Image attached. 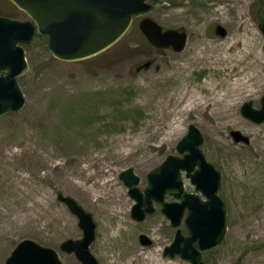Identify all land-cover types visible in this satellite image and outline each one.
Masks as SVG:
<instances>
[{"label": "rangeland", "instance_id": "obj_1", "mask_svg": "<svg viewBox=\"0 0 264 264\" xmlns=\"http://www.w3.org/2000/svg\"><path fill=\"white\" fill-rule=\"evenodd\" d=\"M5 2L0 0V9L13 11H5L7 16L28 19ZM144 16L163 30L183 32L184 48L175 52L150 45L138 27ZM263 17L264 0H158L119 41L92 58L65 62L48 49L25 46L28 68L18 78L25 105L0 116V264L23 239L54 249L62 264H81L74 253L60 250L65 240L81 239L83 231L59 195L90 213L95 229L89 250L98 264H142L145 255L162 264H191L163 256L175 229L161 205L140 223L131 218L134 201L119 178L131 168L144 190L149 171L168 155L182 156L176 145L190 125L203 137L200 149L206 160L221 173L219 195L226 205L224 242L202 253V260L264 264V123L254 124L240 113L244 102L260 108L264 63L249 82L253 91L233 96L227 114H220L212 100L231 90L249 63L215 61L228 43L235 46L227 54H236L251 40L264 57ZM217 26L226 31L223 36L215 33ZM206 46L209 53L194 61L196 51ZM182 87L184 95L202 104L182 111L187 100H178ZM172 123L177 129L169 134ZM235 130L249 144L236 143L230 134ZM107 179L112 180L110 189L102 191H117L119 210L98 193L99 182ZM183 181L187 192H195L188 178ZM77 182L95 188L86 196ZM140 234L151 245H142Z\"/></svg>", "mask_w": 264, "mask_h": 264}, {"label": "water", "instance_id": "obj_2", "mask_svg": "<svg viewBox=\"0 0 264 264\" xmlns=\"http://www.w3.org/2000/svg\"><path fill=\"white\" fill-rule=\"evenodd\" d=\"M23 11L29 20L21 21L0 16V116L18 112L25 104L17 78L27 69L25 51L35 33L47 40L52 57L65 62H75L93 57L115 43L129 28L133 16L146 12L147 0H7ZM152 2L156 0H150ZM143 35L157 48L181 51L186 35L173 29L162 28L150 18L139 25ZM264 36V21L260 25ZM225 34L221 27L216 28ZM264 49V45H263ZM260 109L251 102L241 106V115L255 124L264 122V94ZM231 136L236 143L249 144V139L238 131ZM203 138L199 130L190 125L186 135L177 143L182 156L168 155L146 175L144 190L138 187L139 177L128 168L119 178L128 188L134 201L130 215L135 222H142L161 205L162 214L175 229L171 243L163 256L180 257L191 264H205L202 253L219 247L226 236V205L219 195L221 173L209 163L200 146ZM183 175L188 178L195 192H186ZM171 195L175 200L168 202ZM58 199L78 218L83 231L81 239L65 240L60 250L74 253L81 264H98L89 246L94 239L95 223L75 200L59 195ZM183 225L186 234L181 230ZM142 245H151V239L140 234ZM5 264H62L58 253L36 242L23 239L11 251Z\"/></svg>", "mask_w": 264, "mask_h": 264}, {"label": "bare ground", "instance_id": "obj_3", "mask_svg": "<svg viewBox=\"0 0 264 264\" xmlns=\"http://www.w3.org/2000/svg\"><path fill=\"white\" fill-rule=\"evenodd\" d=\"M234 46H235V42L228 43L227 48L223 50V54L216 57L215 61L221 62L222 64L229 63L232 64V66H235L237 64L245 65L247 61H249V63L243 70H241V73H239L240 78H237L232 82L231 90L223 94L217 93L212 98V100L215 103L219 104L220 107L218 108V112L223 115L227 114L229 107L232 106L234 102L233 96H236L238 92H242L243 90H246L248 92L253 91V86L250 85L249 82L252 80L251 78H255L258 76L257 71L255 70L259 68L261 63H264V57L256 52V47L253 41L245 40L243 44V48L240 49L238 53L227 54V52L231 50L232 47ZM209 51H210L209 46H206L203 50L196 51L195 55L193 56V60L199 61L202 57L205 56V53H209ZM186 91H187L186 88L182 87L181 89H179L177 95L179 101L183 100L184 98H187L186 105L183 107L182 111L196 108L197 105L202 104V101H199V99H197L195 96H189L188 94L187 96L184 95ZM173 123H177L178 125L179 122L175 121ZM173 123L171 124L170 130L168 132L169 134L174 133L177 129V125L173 126ZM110 183H112V180L110 179L100 181L99 182L100 189L98 193L102 195V197H104L105 200H110L111 205L115 207L116 210H119L118 208L120 207V204L117 201V191L108 190L107 193L102 191L103 189H110L109 188ZM76 185L84 191L86 196L88 194H91L92 193L91 190L95 188L94 186H89L88 188L83 187V185L80 182H77ZM104 204L108 205L107 203ZM142 264H162V263H160L155 257H150V255H145L143 256Z\"/></svg>", "mask_w": 264, "mask_h": 264}, {"label": "trees", "instance_id": "obj_4", "mask_svg": "<svg viewBox=\"0 0 264 264\" xmlns=\"http://www.w3.org/2000/svg\"><path fill=\"white\" fill-rule=\"evenodd\" d=\"M6 4H10L9 2H5ZM11 5V4H10ZM13 6V5H11ZM5 11L6 12H13V11H10L9 9H0V15H4V16H7V14H5ZM262 20V19H261ZM42 47L44 50H47V44H46V39L44 37H41L39 35L36 34L35 36V39H34V42L27 46V50H30L31 48H35V47Z\"/></svg>", "mask_w": 264, "mask_h": 264}]
</instances>
